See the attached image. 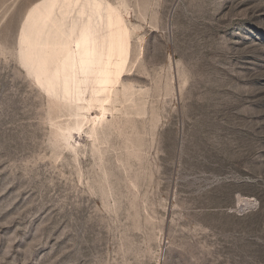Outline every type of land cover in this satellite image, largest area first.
I'll return each mask as SVG.
<instances>
[{
	"label": "rangeland",
	"instance_id": "obj_1",
	"mask_svg": "<svg viewBox=\"0 0 264 264\" xmlns=\"http://www.w3.org/2000/svg\"><path fill=\"white\" fill-rule=\"evenodd\" d=\"M40 1L0 0V264H264V0H106L94 131L61 64L120 69V23L62 59L22 36Z\"/></svg>",
	"mask_w": 264,
	"mask_h": 264
},
{
	"label": "bare ground",
	"instance_id": "obj_2",
	"mask_svg": "<svg viewBox=\"0 0 264 264\" xmlns=\"http://www.w3.org/2000/svg\"><path fill=\"white\" fill-rule=\"evenodd\" d=\"M109 14L114 15L112 18L115 24L117 22L120 24L114 30H108L107 34L112 38L104 41V49L117 54L116 61L113 64L119 66L120 69L115 68V70H109L105 73L102 68L99 72L96 71V74H100L99 77L88 79V86L85 89L81 88L76 75L77 69L79 68L78 70H80L83 66L80 65L76 69L71 60L72 57L69 60L66 52L70 46L73 48V46L78 45L82 39L87 37L88 30L92 24L101 17L107 18ZM119 17L120 21L118 20ZM122 22H125L124 18L114 5L106 0H41L29 10L26 16V26L22 32L23 37L37 39V43L50 42L51 44H59L58 49L63 50L60 55L62 59L65 56L66 58L61 64V74L65 79V87L71 88L67 91L79 96L76 99L77 104L78 102H86L84 104H88L89 108L94 104L100 105L102 116L99 117L97 114V116L93 117V120L91 118L93 131L102 123L105 111H107L104 106L109 103L115 86L124 78L123 72H125V65L130 56V31L125 28L126 26ZM97 41L98 38L93 43H97ZM84 91H89L92 98L83 99L81 95L84 94ZM80 104H78V107H80ZM85 120L90 119L87 118ZM85 120L83 119V121ZM80 124L82 125V123H78V125Z\"/></svg>",
	"mask_w": 264,
	"mask_h": 264
}]
</instances>
